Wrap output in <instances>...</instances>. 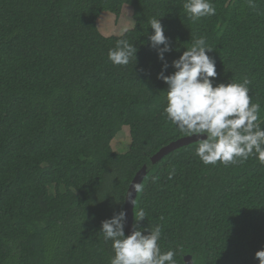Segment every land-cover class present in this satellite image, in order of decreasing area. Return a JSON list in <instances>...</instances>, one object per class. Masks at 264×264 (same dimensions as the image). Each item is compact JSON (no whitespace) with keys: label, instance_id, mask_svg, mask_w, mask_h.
I'll return each mask as SVG.
<instances>
[{"label":"trees","instance_id":"obj_1","mask_svg":"<svg viewBox=\"0 0 264 264\" xmlns=\"http://www.w3.org/2000/svg\"><path fill=\"white\" fill-rule=\"evenodd\" d=\"M183 3L0 0V264H110L102 221L124 209L143 164L134 211L147 217L134 223L161 226L162 252L175 250L177 264L186 254L194 264H259L264 165L255 156L204 165L194 142L151 161L185 134L162 115L167 85L157 78L162 61L150 46L149 21L165 27L169 65L203 37L213 49L214 84L249 79L264 128V0H212L216 14L196 21ZM125 4L134 26L104 35L100 14L119 18ZM118 39L137 48V60L108 59ZM126 125L131 143L119 153L111 142Z\"/></svg>","mask_w":264,"mask_h":264},{"label":"clouds","instance_id":"obj_2","mask_svg":"<svg viewBox=\"0 0 264 264\" xmlns=\"http://www.w3.org/2000/svg\"><path fill=\"white\" fill-rule=\"evenodd\" d=\"M183 9L192 21L216 14L212 0H184ZM149 24L154 30L149 35L150 46L157 50L162 61L157 78L167 85L164 91L167 103L162 115L181 134L201 137L194 154L204 165L220 163L228 166L244 162L250 156H255L264 165V128L258 123L261 106L252 102L248 87L251 81L245 78L237 83L232 79L229 83L214 84L213 78L218 73L215 60L209 55L213 49L206 45L203 37L195 39L191 47L169 65L165 53L173 48L165 35V27L160 18H152ZM136 53L137 48L127 39H118L115 47L109 49L108 59L114 65L126 66L133 58L137 60ZM169 66L175 71L166 75ZM203 134L206 138H202ZM174 174L173 169L168 178L172 179ZM158 179L154 177L153 181ZM142 190L139 183L132 186L128 198L134 205L133 193ZM145 217L143 209L135 213L137 223ZM126 221V210L102 221L100 232L106 241H112L114 250L110 264H177L175 250L161 251L158 243L162 235L160 225L147 229L134 225L131 234L126 235ZM255 258L259 264H264V248L255 253Z\"/></svg>","mask_w":264,"mask_h":264},{"label":"rangeland","instance_id":"obj_3","mask_svg":"<svg viewBox=\"0 0 264 264\" xmlns=\"http://www.w3.org/2000/svg\"><path fill=\"white\" fill-rule=\"evenodd\" d=\"M133 7L125 4L119 18L110 11H103L97 19V26L104 35H120L134 26ZM131 137L129 126H124L122 130L113 138L111 145L119 153L129 149Z\"/></svg>","mask_w":264,"mask_h":264},{"label":"water","instance_id":"obj_4","mask_svg":"<svg viewBox=\"0 0 264 264\" xmlns=\"http://www.w3.org/2000/svg\"><path fill=\"white\" fill-rule=\"evenodd\" d=\"M199 138H201V137H198L195 135L192 137H187V135H185V136H182L176 140L171 141L167 145L161 147L156 153H154L152 155V157H151L152 163L153 164L157 163L165 155L169 154L170 152L174 151L177 148H180L182 146L197 142V140ZM202 138H206V134H203ZM147 173H148V165L143 164V166L136 172L134 178L132 179V181H131L128 189H127L125 203H124V209H123V210H126V214H127V221H126V225H125L126 235L131 234V232L134 230V225H135V223H134L135 205L128 198L129 194H130V190L134 184L139 183L142 185ZM137 195H138V193H136V194L133 193L132 199H135V202H136ZM184 261H185V264H194V260H193V257L191 254H186L184 256Z\"/></svg>","mask_w":264,"mask_h":264}]
</instances>
